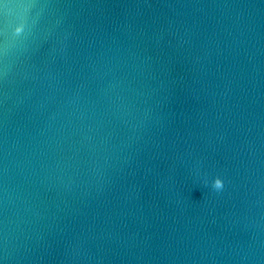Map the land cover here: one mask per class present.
<instances>
[{"label": "water", "instance_id": "1", "mask_svg": "<svg viewBox=\"0 0 264 264\" xmlns=\"http://www.w3.org/2000/svg\"><path fill=\"white\" fill-rule=\"evenodd\" d=\"M0 264H264V0L0 2Z\"/></svg>", "mask_w": 264, "mask_h": 264}, {"label": "clouds", "instance_id": "2", "mask_svg": "<svg viewBox=\"0 0 264 264\" xmlns=\"http://www.w3.org/2000/svg\"><path fill=\"white\" fill-rule=\"evenodd\" d=\"M214 186L217 187V188H220V187L222 186L221 181L216 180V181L214 182Z\"/></svg>", "mask_w": 264, "mask_h": 264}, {"label": "snow or ice", "instance_id": "3", "mask_svg": "<svg viewBox=\"0 0 264 264\" xmlns=\"http://www.w3.org/2000/svg\"><path fill=\"white\" fill-rule=\"evenodd\" d=\"M0 2H3V0H0Z\"/></svg>", "mask_w": 264, "mask_h": 264}]
</instances>
